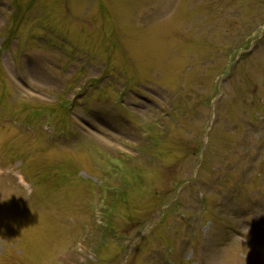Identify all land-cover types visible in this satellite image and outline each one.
<instances>
[{"label":"rangeland","instance_id":"obj_1","mask_svg":"<svg viewBox=\"0 0 264 264\" xmlns=\"http://www.w3.org/2000/svg\"><path fill=\"white\" fill-rule=\"evenodd\" d=\"M15 1L0 0V40L10 27L18 35L10 46L17 80L2 65L9 83L7 96L0 89V156L8 142L23 145L30 151L5 149L23 168L59 169L68 183L47 188L50 220L39 212L10 222L0 211V262L264 264V0ZM38 35L63 51L38 44ZM24 53L40 68L33 79ZM111 77L127 84L118 106L123 86L115 90ZM94 79L100 88L84 92ZM71 83L83 122L91 123L87 105L96 107L99 130L80 124L94 140L81 141L94 146L43 151L40 123L24 121L26 134L4 121L20 103L48 102L39 90L73 94ZM26 106L25 117L52 109L61 124L75 113L67 98ZM110 184L124 185L121 197L106 196Z\"/></svg>","mask_w":264,"mask_h":264}]
</instances>
